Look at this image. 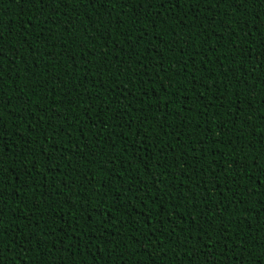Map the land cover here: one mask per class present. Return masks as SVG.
<instances>
[{
    "label": "trees",
    "instance_id": "trees-1",
    "mask_svg": "<svg viewBox=\"0 0 264 264\" xmlns=\"http://www.w3.org/2000/svg\"><path fill=\"white\" fill-rule=\"evenodd\" d=\"M87 2L0 0V264H264L261 0Z\"/></svg>",
    "mask_w": 264,
    "mask_h": 264
},
{
    "label": "snow or ice",
    "instance_id": "snow-or-ice-1",
    "mask_svg": "<svg viewBox=\"0 0 264 264\" xmlns=\"http://www.w3.org/2000/svg\"><path fill=\"white\" fill-rule=\"evenodd\" d=\"M81 2V0H35V3H36V5H38L39 6V8H40V10L41 11H43L45 8H50V9H57V10H59L60 8H61V4H63V6L65 7V5H66V7L65 8H67V6H68V4L69 3H76V4H79ZM96 2H98L101 6H103V3H104V0H88V2L86 3V7L87 6H92V7H95V4H96ZM134 3V0H125V4H126V6L127 5H131V4H133ZM177 3L179 4V0H177ZM222 3H224V0H218V3L217 4H214L213 6L214 7H219L220 6V4H222ZM245 3V0H237V4L239 5V4H244ZM137 8H139V7H144V8H146V9H151V7H152V4H151V0H148V3H144V0H141V2L139 3V4H136L135 5ZM161 6L162 7H164V5H163V3H161ZM176 6V5H175ZM54 12V11H53ZM56 12V11H55ZM261 12L262 13H264V0H261ZM259 19H264V15H260L259 17H258ZM214 19V18H213ZM153 24L155 25V21H153ZM250 33V32H249ZM142 35V37H143V33L141 34ZM129 39H130V37H129ZM185 43H186V41H185ZM0 51H2V49H0ZM127 58V57H126ZM136 60L137 61H139V56H137L136 57ZM140 67L141 68H143L144 69V72H145V75L147 74V71H148V69H147V66L145 65V64H143V63H141L140 64ZM187 69V65H185V69L184 70H186ZM119 71H127V69L126 68H124V69H119ZM141 80H143V77H141ZM7 83V80L4 78V73L2 72V71H0V84H6ZM165 90H167V88L165 89ZM129 93H128V91H124L123 92V95L124 96H127ZM203 94H201V96H202ZM222 95V94H221ZM61 99H63V98H61ZM69 99H71V97L69 96ZM116 99L117 100H119V97H116ZM53 107H55V105H53ZM137 109H139V106L137 105ZM128 110L129 111H132L133 109H132V107H131V105H129L128 106ZM101 111H103V110H101ZM110 111H112L114 114H115V112H116V110L115 109H110ZM105 115H107V113H104ZM41 119H42V117H41ZM145 119H148V117H145ZM101 123L103 124V121H101ZM34 127V126H33ZM131 130V129H130ZM166 134V133H165ZM126 135V134H125ZM137 135H139V133H137ZM144 137L143 136H140V139L142 140ZM65 147H67V145H65ZM193 152H195V149H193L192 150ZM4 179H5V177H3V176H0V184H3V182H4ZM130 190V189H129ZM154 195V194H153ZM116 199H118V198H116ZM0 201H2V195H0ZM145 204H147V200L145 199L144 201H143ZM94 211H95V209H94ZM108 211H109V213H111L112 211H118V209H113V208H109L108 209ZM87 219H91V215H89L88 217H87ZM114 218L111 216V215H109L108 217H107V220L108 221H112ZM159 219V218H158ZM3 223V221L2 220H0V224H2ZM105 226H107V225H105ZM159 223L157 224V228H159ZM55 230H53V232H54ZM116 231L118 232L119 231V229H116ZM182 231H183V229H182ZM205 234L206 235H210L209 233H207L206 231H205ZM2 235H3V233H2V231H0V237H2ZM226 235H227V233H226ZM47 237H45V239H46ZM240 242H242V241H238V243H240ZM225 243H226V241H225ZM229 247H231V245H229Z\"/></svg>",
    "mask_w": 264,
    "mask_h": 264
}]
</instances>
